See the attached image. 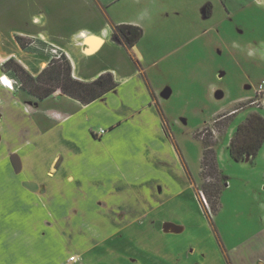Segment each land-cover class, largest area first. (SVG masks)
Returning a JSON list of instances; mask_svg holds the SVG:
<instances>
[{"label": "crops", "instance_id": "1", "mask_svg": "<svg viewBox=\"0 0 264 264\" xmlns=\"http://www.w3.org/2000/svg\"><path fill=\"white\" fill-rule=\"evenodd\" d=\"M221 1V26L264 6ZM189 3L0 0V264H264L262 234L231 249L198 213V181L181 162L179 130L189 120L173 109L182 91L172 75L220 31L214 2ZM122 25L142 38L117 40ZM18 36L62 51L74 79L111 73L117 87L89 104L60 90L39 99L4 65L14 59L38 77L52 55L24 50ZM211 88L219 102L223 93Z\"/></svg>", "mask_w": 264, "mask_h": 264}, {"label": "rangeland", "instance_id": "2", "mask_svg": "<svg viewBox=\"0 0 264 264\" xmlns=\"http://www.w3.org/2000/svg\"><path fill=\"white\" fill-rule=\"evenodd\" d=\"M188 1L191 2L187 7L189 10L192 5L214 2L217 7L212 22L218 23L220 31L213 33L212 49L203 48L201 58L181 64L180 71L172 75L174 82L181 79L178 86L182 91V97H175L173 109L176 104L177 114L189 120L187 129L179 130L178 148L179 151L181 149L184 167L198 181L204 205L199 202L198 213L206 211L212 226L225 238L229 247L241 251L248 243L255 242L260 234L264 237V146L255 159L250 157L248 161L247 157L235 160L229 146L237 128L251 113L258 112L264 116L263 104L261 107L249 106L259 86H264V6L253 5L248 13H240L221 26L225 18L221 0L222 8L216 0ZM166 28L172 30L171 27ZM214 46L219 47L218 56ZM34 47L44 53L59 55L51 47L41 44ZM211 84L223 93L219 102L210 95ZM239 108L235 116L221 115ZM206 145H213L219 168L228 178L216 214L209 212L210 202L201 192L203 185L213 181L212 178L204 179L202 175Z\"/></svg>", "mask_w": 264, "mask_h": 264}, {"label": "trees", "instance_id": "3", "mask_svg": "<svg viewBox=\"0 0 264 264\" xmlns=\"http://www.w3.org/2000/svg\"><path fill=\"white\" fill-rule=\"evenodd\" d=\"M142 36L143 31L141 28L128 25L119 26L114 32V37L117 40L129 46L135 45ZM17 40L26 51L43 52L32 46L36 43L32 39L18 36ZM37 42L43 47H48V44L44 42ZM57 52L59 55H52L50 65L38 77L32 76L14 59L9 60L4 65V70L15 81L17 86L39 99H45L60 90L83 104H89L117 87L118 84L111 73L103 74L92 82H82L74 79L68 57L62 51ZM5 79L7 78L5 77ZM263 146L264 116L257 112L251 113L235 132L229 146L231 155L237 161L245 159L247 156L255 159ZM202 175L206 180L208 178L213 179V181H209L210 183L203 185L202 192L208 197L211 212L216 214L220 209L221 195L227 185L228 178L219 168L217 154L213 149V145L205 146Z\"/></svg>", "mask_w": 264, "mask_h": 264}, {"label": "built area", "instance_id": "4", "mask_svg": "<svg viewBox=\"0 0 264 264\" xmlns=\"http://www.w3.org/2000/svg\"><path fill=\"white\" fill-rule=\"evenodd\" d=\"M1 81L3 84H5L3 81V77L1 78ZM10 86L12 87V81L11 80H10ZM262 104L264 105V86H259V88L256 91V97L250 100L249 106L256 105L258 107H261ZM72 259L74 260V258H72Z\"/></svg>", "mask_w": 264, "mask_h": 264}, {"label": "bare ground", "instance_id": "5", "mask_svg": "<svg viewBox=\"0 0 264 264\" xmlns=\"http://www.w3.org/2000/svg\"><path fill=\"white\" fill-rule=\"evenodd\" d=\"M5 81V80H4ZM5 83V85L7 84V85H9L10 86V83H7L6 81L4 82Z\"/></svg>", "mask_w": 264, "mask_h": 264}, {"label": "water", "instance_id": "6", "mask_svg": "<svg viewBox=\"0 0 264 264\" xmlns=\"http://www.w3.org/2000/svg\"><path fill=\"white\" fill-rule=\"evenodd\" d=\"M249 158H250V156H247V159H246V161H248V160H249Z\"/></svg>", "mask_w": 264, "mask_h": 264}]
</instances>
